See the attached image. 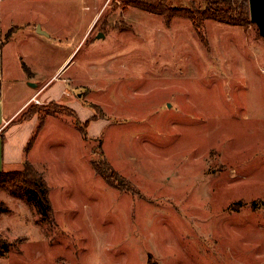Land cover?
I'll use <instances>...</instances> for the list:
<instances>
[{
    "label": "rangeland",
    "instance_id": "obj_1",
    "mask_svg": "<svg viewBox=\"0 0 264 264\" xmlns=\"http://www.w3.org/2000/svg\"><path fill=\"white\" fill-rule=\"evenodd\" d=\"M0 14L12 105L32 74H57L44 98L65 81L73 100L38 97L28 161L52 212L0 188V264H264V38L250 10L202 33L124 0H0Z\"/></svg>",
    "mask_w": 264,
    "mask_h": 264
},
{
    "label": "trees",
    "instance_id": "obj_2",
    "mask_svg": "<svg viewBox=\"0 0 264 264\" xmlns=\"http://www.w3.org/2000/svg\"><path fill=\"white\" fill-rule=\"evenodd\" d=\"M124 1L128 2L129 5L141 8L152 13L160 14L164 16L168 21H171L176 16L189 18L192 21L194 27H196V29H198L200 33H202L206 20H217L232 25H244L249 23L248 0H207L208 4L205 9H180L170 6L168 0ZM25 68L26 70H28L26 66ZM28 73L30 74L29 70ZM94 108L98 110L96 107ZM67 111L69 112L68 114L71 117H77V113L75 110L67 108ZM34 113L37 112L33 111V114ZM52 113V115H54L65 112L60 111L59 113V111H54ZM44 120L45 118L43 117L39 126L40 129L44 126ZM77 125L79 126L81 132L86 135V130L89 126V122L85 124H80L79 122H77ZM34 140L35 139H32L29 143L28 150H30V148L34 144ZM24 164V169L22 171L0 172V188L13 191L14 193L23 194L25 197H28L30 201L36 202L39 207V212L45 220H48L49 215L52 212L50 187L43 174L36 170L28 160H26ZM92 165L95 171L100 176H102V178L109 185L115 187L120 186L118 185V181H120L119 176L113 169L111 164L106 161L104 162V166L102 167L101 163L93 160ZM127 190L132 191L129 188Z\"/></svg>",
    "mask_w": 264,
    "mask_h": 264
},
{
    "label": "crops",
    "instance_id": "obj_3",
    "mask_svg": "<svg viewBox=\"0 0 264 264\" xmlns=\"http://www.w3.org/2000/svg\"><path fill=\"white\" fill-rule=\"evenodd\" d=\"M0 21H1V14H0ZM91 25L92 23L90 24L88 30H90ZM6 41L7 43H11V44L14 42L13 38H10L9 40ZM3 47H4L3 36H0V172H7V171L19 169L20 167H22V165L26 160H30L32 163H34L30 156L33 146L30 148V150H28V145L32 140L31 139L32 136L31 138L28 137L30 134H32V130L34 126L33 122L38 117L40 119L38 111L35 108V106L38 105L34 102V97L36 96L40 97L43 101L49 99L58 100L57 102H61V101L63 102L64 99L66 100L65 101L66 104H69L68 102H72L73 100L66 99L63 95L65 90L69 89L66 85L69 83L65 81L58 83L61 84L58 85L59 89H57L58 90L57 96H55V94H52L50 95V97L44 98V95L46 94L50 86L55 84L56 81L53 83H51V81L53 80V78L56 77L57 74L48 81H41L36 78L35 74H32L31 75L33 77L32 80L36 86L31 84L32 83L30 82L32 81L31 78H27V79L24 78V82L27 81L28 83H30L34 87L33 88L34 92L28 98H26V100L23 101L20 105L13 106L12 100L8 94L7 86L4 84V81H6V75L3 65ZM66 63L67 61H65L63 66H61L59 72L61 70H62L61 73L64 71L63 67L65 66ZM50 83L51 85L48 86ZM32 111H36L37 113L32 114ZM77 122H79L78 119Z\"/></svg>",
    "mask_w": 264,
    "mask_h": 264
},
{
    "label": "water",
    "instance_id": "obj_4",
    "mask_svg": "<svg viewBox=\"0 0 264 264\" xmlns=\"http://www.w3.org/2000/svg\"><path fill=\"white\" fill-rule=\"evenodd\" d=\"M249 10L252 22L258 26L260 34L264 38V0H249Z\"/></svg>",
    "mask_w": 264,
    "mask_h": 264
},
{
    "label": "built area",
    "instance_id": "obj_5",
    "mask_svg": "<svg viewBox=\"0 0 264 264\" xmlns=\"http://www.w3.org/2000/svg\"><path fill=\"white\" fill-rule=\"evenodd\" d=\"M34 102L36 103V104H41V101L38 99V97L36 96V97H34Z\"/></svg>",
    "mask_w": 264,
    "mask_h": 264
}]
</instances>
